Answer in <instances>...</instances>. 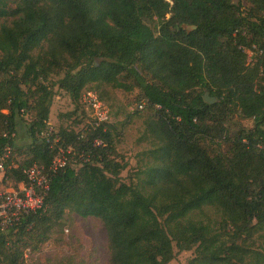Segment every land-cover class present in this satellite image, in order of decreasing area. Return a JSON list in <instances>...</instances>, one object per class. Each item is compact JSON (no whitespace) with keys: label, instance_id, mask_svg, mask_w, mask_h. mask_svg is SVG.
Masks as SVG:
<instances>
[{"label":"trees","instance_id":"trees-1","mask_svg":"<svg viewBox=\"0 0 264 264\" xmlns=\"http://www.w3.org/2000/svg\"><path fill=\"white\" fill-rule=\"evenodd\" d=\"M236 1L0 0V155L22 159L3 182L48 168L56 137L85 159L54 177L45 213L0 234V264H24L69 214L103 224L110 264L193 250L187 264H264V0ZM55 86L76 106L93 90L112 109L114 91H138L137 106L116 123L55 131ZM135 119L145 148L126 183L118 130ZM21 122L30 143L17 148Z\"/></svg>","mask_w":264,"mask_h":264},{"label":"rangeland","instance_id":"rangeland-1","mask_svg":"<svg viewBox=\"0 0 264 264\" xmlns=\"http://www.w3.org/2000/svg\"><path fill=\"white\" fill-rule=\"evenodd\" d=\"M235 3L238 4L236 0ZM243 5L245 7L249 6L247 1H244ZM2 23L3 21H0V24ZM251 56L252 52H249V57ZM63 76V74L52 76V83H57V80ZM114 93L116 100L114 101L113 109L105 103L110 109V122L112 123L122 120V116L116 117L115 113L120 114L125 110L131 112L136 109L137 103L134 101V98L138 95V91L126 93L122 90H116ZM83 95L84 91L79 105L76 106L66 92L55 86L49 128L57 131L60 127H68L80 131L85 129L87 125L92 124L94 121L93 112L84 104ZM26 121L30 122V117H26ZM244 125L251 127L252 121L247 120L244 122ZM142 130L143 123L140 119H135L125 129L119 127L118 130V153L128 165L127 169L122 173V180L126 183L130 182V176L134 175V172L137 170L138 156L145 148V145L138 142ZM29 143L30 138L27 134V125L21 122L15 145L17 148H21L27 146ZM12 157L13 159H11ZM15 157L17 158V155L13 153L8 161L9 167L11 164L16 165L17 162L22 161L19 157L14 159ZM73 162L72 164L76 165L77 160H73ZM13 186L14 184L11 180L0 182V189L7 190ZM66 218L67 220L63 229L54 231L50 239L41 246L40 250L26 251L24 264H110L108 235L103 224L98 219H84L76 214H69ZM204 220L216 223L218 216L214 211H208ZM194 256V250L178 253L169 264H187Z\"/></svg>","mask_w":264,"mask_h":264},{"label":"built area","instance_id":"built-area-1","mask_svg":"<svg viewBox=\"0 0 264 264\" xmlns=\"http://www.w3.org/2000/svg\"><path fill=\"white\" fill-rule=\"evenodd\" d=\"M83 102L93 112L94 121L92 125L99 127L110 120V109L99 99L93 90H85ZM139 105V109H143ZM39 137L51 141L52 133L46 130L38 134ZM56 149L52 164L46 168L43 165L34 164L24 171L26 183L22 182L10 189H0V234H7L22 225L24 220L38 213H45L49 206L46 203L47 193L54 177L66 169L74 161L85 159H74L76 155L72 147L65 148L61 145L58 137L52 140ZM13 155V149L7 147L0 155V182L9 167L8 161ZM75 163V162H73Z\"/></svg>","mask_w":264,"mask_h":264},{"label":"water","instance_id":"water-1","mask_svg":"<svg viewBox=\"0 0 264 264\" xmlns=\"http://www.w3.org/2000/svg\"><path fill=\"white\" fill-rule=\"evenodd\" d=\"M204 100H205V102H207L210 105L218 103V99L215 98V97H211V95H210V93L208 91H206L205 94H204Z\"/></svg>","mask_w":264,"mask_h":264}]
</instances>
